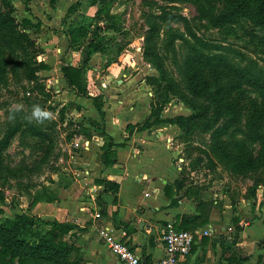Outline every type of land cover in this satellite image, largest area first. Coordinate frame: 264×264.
<instances>
[{
	"label": "rangeland",
	"instance_id": "1",
	"mask_svg": "<svg viewBox=\"0 0 264 264\" xmlns=\"http://www.w3.org/2000/svg\"><path fill=\"white\" fill-rule=\"evenodd\" d=\"M230 3L108 2L126 44L118 53L110 47L93 53L85 76L91 93L108 94L104 118H146L153 100L161 103L163 117L204 113L203 118L188 119L184 127L172 124L173 133L167 135L179 149L183 176L191 183L201 180L200 187L238 209L257 197L264 199V24L240 15L222 27L212 25L210 16L224 12ZM97 7L95 0H12L11 7L0 1V12L9 10L20 31L18 43L0 48V207L5 217L31 212L29 201L36 189L55 194L57 181L71 182L86 166L91 151L75 137L88 118L103 125V115L91 99L67 88L61 66L81 61L78 44L68 45L67 29L88 24ZM23 17L39 21V27L24 26ZM25 34L43 48L35 59L48 68L33 72ZM215 54L227 62L216 74ZM112 63L121 68L117 71L113 64L116 70L109 78ZM192 71L197 74L196 90L188 79ZM150 74L159 78L155 86L144 84ZM221 98L232 100L239 118L222 109L217 102ZM33 105L50 111L52 118L30 121ZM251 213L240 211L246 218Z\"/></svg>",
	"mask_w": 264,
	"mask_h": 264
},
{
	"label": "crops",
	"instance_id": "2",
	"mask_svg": "<svg viewBox=\"0 0 264 264\" xmlns=\"http://www.w3.org/2000/svg\"><path fill=\"white\" fill-rule=\"evenodd\" d=\"M113 64L117 71L121 68L109 65V78L116 70ZM88 119L75 137L91 151L85 168L71 182L57 181L53 201L29 203L30 211L42 218L78 225L66 237L81 264H125L103 244L97 234L99 225L113 226L118 236L151 262L163 255L162 228L167 220L178 222L183 215L199 211L205 215L208 210L204 223L188 224L194 242L181 264H264V202L257 197L234 209L231 201L200 187L201 180L188 181L181 171L179 149L171 146L172 137L167 135L173 133L172 124L139 130L134 124L145 118L103 117V125L97 118ZM101 179L118 187H104ZM199 201L212 204L209 209L208 205L199 208ZM248 209L251 217H243L240 211ZM204 229L209 232L204 234Z\"/></svg>",
	"mask_w": 264,
	"mask_h": 264
},
{
	"label": "trees",
	"instance_id": "3",
	"mask_svg": "<svg viewBox=\"0 0 264 264\" xmlns=\"http://www.w3.org/2000/svg\"><path fill=\"white\" fill-rule=\"evenodd\" d=\"M4 6L11 7L12 0H0ZM27 3L30 0H22ZM53 1V0H51ZM114 0H95L98 4L95 17L84 25H71L67 29L69 38L68 45L78 44L81 52V61L78 64H63L61 66L62 76L66 82L67 88L72 90L77 96H84L91 99V102L97 108L102 116L104 109L102 108L105 101L103 94H93L88 90L85 67L91 55L95 52H101L107 47L113 48L120 52L125 47L122 30L118 24V17L109 12L107 3ZM231 3L224 12L218 15L210 16L209 20L212 25L222 27L234 21L236 17L245 15L254 20H258L264 24V0H229ZM76 4H71L67 13L70 12ZM17 21L9 13L0 12V48L9 47L19 42L20 31L16 28ZM21 24L39 27V21L33 22L29 17H23ZM122 38H119V35ZM29 41L31 58L34 60L33 72L43 70L49 65L43 60H36L35 56L43 51L41 46H38L33 39L25 34ZM222 55L215 54L213 73L219 72L221 66L227 64L226 60H222ZM32 72V73H33ZM188 79L192 88L196 90L197 74L195 71L188 74ZM159 81L158 76L147 75L145 82L152 86ZM219 94V93H218ZM220 95V94H219ZM221 97V95H220ZM219 97V98H220ZM218 98V99H219ZM220 103L222 109L231 113L232 118H239L240 110L232 102L221 98ZM150 112L147 117L141 122L134 124L137 129L150 128L162 123L175 124L179 127H184L188 119L203 118L205 114L200 111H193L190 115L176 114L174 116H161V103L156 104L153 101L149 103ZM261 117V113L257 114ZM104 117V115H103ZM220 118L219 110L215 111V120ZM252 124L251 121L248 122ZM85 129V127L83 128ZM251 128L249 127V130ZM221 133V131H220ZM112 142L107 144L111 145ZM106 163L111 162L105 159ZM104 187L112 185L117 188L116 182L108 179L100 180ZM1 197V190H0ZM55 194L51 195L46 190L36 189L30 198L31 206L41 200L53 201ZM264 202V199L262 200ZM212 201H199L198 205H208L210 208ZM209 212V210H208ZM208 212L204 215L202 211L197 214L183 215L181 220L174 222L176 227L188 228V224L204 223L207 220ZM78 225L70 220L45 219L32 212L15 213L13 217H5L2 215L0 207V264H81L80 258L74 255L75 247L67 239V234ZM27 228V229H25ZM25 229V230H24ZM76 254V253H75ZM242 258L241 260H243Z\"/></svg>",
	"mask_w": 264,
	"mask_h": 264
},
{
	"label": "built area",
	"instance_id": "4",
	"mask_svg": "<svg viewBox=\"0 0 264 264\" xmlns=\"http://www.w3.org/2000/svg\"><path fill=\"white\" fill-rule=\"evenodd\" d=\"M137 48L139 49L140 46ZM99 215V212L95 213V216ZM208 232V229L203 230L204 234ZM97 234L103 244L125 264H181L194 242V233L191 229L176 227L173 220H167L162 228L163 255L156 261L147 262L127 240L117 235L113 226L99 225Z\"/></svg>",
	"mask_w": 264,
	"mask_h": 264
},
{
	"label": "clouds",
	"instance_id": "5",
	"mask_svg": "<svg viewBox=\"0 0 264 264\" xmlns=\"http://www.w3.org/2000/svg\"><path fill=\"white\" fill-rule=\"evenodd\" d=\"M53 114L47 109L41 108L39 105H33L29 120H36L38 123H43L44 120H50Z\"/></svg>",
	"mask_w": 264,
	"mask_h": 264
}]
</instances>
